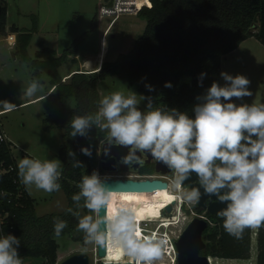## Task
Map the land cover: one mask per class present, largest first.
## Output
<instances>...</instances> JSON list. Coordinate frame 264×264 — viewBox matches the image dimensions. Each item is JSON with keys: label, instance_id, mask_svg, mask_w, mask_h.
<instances>
[{"label": "clouds", "instance_id": "clouds-1", "mask_svg": "<svg viewBox=\"0 0 264 264\" xmlns=\"http://www.w3.org/2000/svg\"><path fill=\"white\" fill-rule=\"evenodd\" d=\"M206 76V72L199 75L201 87ZM220 76L225 83L213 82L198 95L192 114L168 106L154 107L152 98L144 95H140L141 99L148 102L141 109L135 91H115L99 101L94 114L74 115L68 126L73 138L88 137L93 127L106 133V145L128 149L122 157L125 165H143L144 156L163 164L173 173V188L178 197L188 205L200 203L205 195L214 196L226 205L216 213L223 220L224 230L239 239L246 229L264 225V102L237 103L253 95L251 81L244 74L232 75L227 71ZM145 86L154 91V86ZM172 86L171 82L165 83V87ZM43 89L41 80L34 78L23 89V95L32 98ZM109 150L106 148L105 152ZM80 151L92 155L90 147ZM68 156L73 168L84 167L75 152L69 150ZM61 164L59 159L41 160L26 155L18 161V178L29 192L33 186L46 193L59 192ZM193 174L196 179L186 184ZM77 186L80 191L72 196L76 209L83 207L101 214L115 200L98 170L84 175ZM67 212L78 218L77 230L85 234L86 243L104 246L110 236L113 245L135 264H155L167 246L162 236L142 237L136 209L124 204L98 218L81 216L73 208ZM67 227V221L55 218L54 236H61ZM20 245V238L0 229V264H23Z\"/></svg>", "mask_w": 264, "mask_h": 264}, {"label": "trees", "instance_id": "trees-1", "mask_svg": "<svg viewBox=\"0 0 264 264\" xmlns=\"http://www.w3.org/2000/svg\"><path fill=\"white\" fill-rule=\"evenodd\" d=\"M101 6L96 11L94 26L100 25ZM137 13L146 18V27L132 49L121 53L114 61L104 60L95 71L75 72L69 81L60 75L59 67L70 55L78 52L76 41L61 55L54 48L42 44L33 58L28 52L32 32L17 25H12L8 31V9L1 1L0 34L10 32L17 35L15 56L31 63L37 74L42 70L48 72L62 101L70 96L76 97L77 105L71 111L70 120L74 115L98 111V82L109 76H120L131 84L137 83L140 95L151 97L154 107L168 106L192 114L196 97L213 82L221 84L222 59L226 54L236 50L251 36L264 45V0H145ZM201 72L207 73L202 87L198 83ZM166 82L173 86L165 87ZM146 84L154 86V91L150 92ZM145 102L146 107L148 101ZM71 131L67 126V132L61 138L59 155L63 164L59 182L67 195L68 208L79 211L81 216L91 215L92 212L83 207L76 209L72 196L80 191L77 185L84 175H90L98 168L103 171L99 156L101 146L107 140L106 133L93 127L88 137L73 138ZM13 146L12 141L0 142V193H4L0 196V229L4 234L11 233L21 239L18 251L23 261L32 258L57 264L59 243L54 236V219L67 221L68 227L61 236L68 235L74 241L84 242L85 234L77 230L78 218L67 212L68 208L44 215L36 212V198L18 178ZM82 147H90L92 155H84L80 151ZM69 150L75 152L76 159L82 161L84 167H72ZM139 174L154 175L155 165L141 167ZM193 207L198 212L205 211L197 204ZM207 214L212 223L203 234L206 248L202 254L211 256V264L217 262V258L249 259L255 239L256 264H264V225L246 229L237 239L224 230L222 218ZM162 254L164 258L171 257V254Z\"/></svg>", "mask_w": 264, "mask_h": 264}, {"label": "rangeland", "instance_id": "rangeland-1", "mask_svg": "<svg viewBox=\"0 0 264 264\" xmlns=\"http://www.w3.org/2000/svg\"><path fill=\"white\" fill-rule=\"evenodd\" d=\"M0 1L8 9V30L10 26L17 25L21 29L32 32L28 52L33 58L36 57V52L42 44L54 48L57 54L61 55L75 41L77 42L78 52L70 55L59 67L63 78L67 75L66 78L71 79L75 72L87 71L96 66L99 68L101 59L114 61L121 53H128L135 40L144 34L146 27V18L137 13L145 0H115L110 4L104 3V0ZM100 5H102V19L100 25L94 26L95 14ZM6 38V34H0V108L7 109L1 117L4 131L14 144V157L17 163L27 155L41 160L59 159L63 164L59 155L62 148L61 138L67 132L71 111L76 107L77 99L75 96H70L62 101L57 95L56 86L51 82L52 76L44 70L37 74L31 63L20 56L16 57L15 43L9 44ZM102 49L103 54L98 56ZM222 71L232 75L244 74L251 81L249 88L253 95L244 97L243 101L237 100V103L264 102V45L256 37H249L236 52L226 54V57L222 59ZM70 72L72 73L68 74ZM34 78L41 80L44 89L37 92L34 97L28 98L23 95V89ZM224 83L221 78V85ZM138 89L137 83L131 84L120 76H109L98 82L99 101L115 91H123L125 94L135 91L141 103L140 107L144 109L146 102L141 99ZM98 172L101 177L103 176L102 179L104 177H145L123 167L116 173L100 172L99 168ZM167 181L174 182L173 175ZM172 190L176 192L173 185ZM29 193L37 200L36 212L39 215L63 212L69 207L63 188L59 192L46 193L33 186ZM161 202H139L129 207L136 209L139 217L136 223L143 229L158 228L162 220L171 221L173 215L178 214L169 228L160 227V234L169 233L175 249L176 240L194 217H203L210 224L212 223L207 211L198 212L194 209V205H188L185 202L182 207L174 206L173 215L161 216L152 211L153 207L159 206ZM91 215L97 218V213L92 212ZM143 232L146 233V230L144 229ZM57 241L59 243L57 264H61L66 258L76 253L89 254L91 264L101 263L97 244L74 241L68 235L57 237ZM217 259L218 261L214 264H256V239L249 259ZM36 262L34 259L28 260L29 264ZM155 264H178L177 250L171 254L170 258H164L162 254V258Z\"/></svg>", "mask_w": 264, "mask_h": 264}, {"label": "water", "instance_id": "water-1", "mask_svg": "<svg viewBox=\"0 0 264 264\" xmlns=\"http://www.w3.org/2000/svg\"><path fill=\"white\" fill-rule=\"evenodd\" d=\"M109 0H104L108 2ZM107 140L101 146L100 151V163L102 170L107 173H116L121 170L125 165L122 163V157L128 153V149L122 146H108ZM106 148H110L109 151L105 152ZM145 163L143 165L128 166L129 170L134 174H139L140 168L149 164L155 165L156 177L150 178H132V177H104L106 185L110 190H136V189H147L157 190L166 189L169 187L167 178L173 175L170 170L163 164H157L151 157L144 156ZM195 174L189 181L185 183H191L195 180ZM177 203L173 200L162 209L164 216H171L173 214L174 205ZM199 208L216 215L217 211L225 207V204H221L215 200V197L203 196L201 202L197 204ZM102 215H108V209H102ZM97 214V218L99 215ZM210 222L203 217H194L188 225L185 227L179 238L175 242L177 250V263L178 264H210L209 255L202 254V251L206 248V243L203 238L204 231L209 227ZM97 253L100 258H103L108 253V239L104 246L98 245ZM100 264H135L133 262H105L100 261ZM61 264H91L90 255L87 253H76L64 261Z\"/></svg>", "mask_w": 264, "mask_h": 264}, {"label": "bare ground", "instance_id": "bare-ground-1", "mask_svg": "<svg viewBox=\"0 0 264 264\" xmlns=\"http://www.w3.org/2000/svg\"><path fill=\"white\" fill-rule=\"evenodd\" d=\"M136 177H138V176H134L132 178H136ZM172 185H173V182H169L168 188L157 189V190H147V189L111 190L114 194L115 200L113 201L112 205H110V207L108 208V215L111 213L113 207L119 208L120 204L130 206L132 204H136L139 202H149V201L161 202L162 201L159 206L153 207L152 211L155 213H159L161 216H164L162 214V209L167 204L171 203L173 200H176L177 203L175 204L176 205L175 208H179L180 205H182L184 202L182 199H180L178 197L177 193L172 190ZM126 197H130V199L126 200L125 199ZM117 201L119 203H117ZM137 210H139V209H137ZM177 216H178V214H176L175 216L173 215V217L171 218V221H163L162 220L160 226L158 228H156L155 233H150L149 231H148L149 233H144L143 232L144 229L140 228L137 224L138 231L140 232L142 237L146 236V235H154L156 237H160L162 235V234H160V227L169 228L171 226L172 220L176 219ZM165 235L169 236V233L165 234ZM173 244H174V242H173ZM163 252L168 253V254L173 253V251L171 252L170 250H163L162 253ZM173 258H175V257H173ZM101 259H102V261H105V262H123V263L133 262V263H135L134 260H130L125 255V253L123 252V250L121 248H118V247L113 245L110 236L108 237V253L105 257H103ZM163 260H165V259H163Z\"/></svg>", "mask_w": 264, "mask_h": 264}, {"label": "built area", "instance_id": "built-area-1", "mask_svg": "<svg viewBox=\"0 0 264 264\" xmlns=\"http://www.w3.org/2000/svg\"><path fill=\"white\" fill-rule=\"evenodd\" d=\"M110 2H115V0H109L108 1V3L110 4ZM104 3H107V2H104ZM105 8V7H104ZM103 8V9H104ZM104 12V11H103ZM101 16H102V8H101ZM12 38H14V36H12V35H7V40H8V43L9 44H12V43H16V40H14V39H12ZM15 46V45H14ZM10 140L8 139V137H7V134L4 132V130H3V123H2V117H1V113H0V142H9ZM145 177H141V178H150V179H152V178H154V177H156V174L155 175H144ZM148 176V177H147ZM150 176H152V177H150ZM183 206V204L181 205V207ZM148 222H150V221H148ZM158 227V226H157ZM145 230H146V233H155V231H156V228L155 229H153V230H150V229H147V228H144ZM147 231H149V232H147ZM165 234H168V232H164V233H162V237H164V238H166V240H167V246L164 248V250H171V251H173V252H175L176 251V249L174 248V245H173V241H172V239L170 238V236H167V235H165ZM160 236V237H161ZM23 264H29V263H27L25 260L23 261ZM34 264H49L48 262H46V263H44L43 261H37L36 263H34Z\"/></svg>", "mask_w": 264, "mask_h": 264}, {"label": "crops", "instance_id": "crops-1", "mask_svg": "<svg viewBox=\"0 0 264 264\" xmlns=\"http://www.w3.org/2000/svg\"><path fill=\"white\" fill-rule=\"evenodd\" d=\"M141 6V5H140ZM140 8V7H139ZM11 27V26H10ZM20 28V27H19ZM8 29V28H7ZM9 31V30H8ZM12 35V36H14V40H17V35L15 36V33H10V32H8V34H6V35ZM246 41V40H245ZM244 41V42H245ZM244 42L238 47V48H240L243 44H244ZM238 48L236 49V50H234V51H232L231 53H233V52H236L237 50H238ZM103 49L99 52V54H98V56L99 55H102L103 54ZM230 54V53H229ZM226 57V55L224 56V58ZM105 58V57H104ZM223 58V59H224ZM103 59H101V62H100V67L102 66V64H103V62H104V60L102 61ZM99 67V68H100ZM96 68H98L97 66L96 67H93L92 69H89V70H87V71H93V70H97ZM83 71H86V70H83ZM73 72V71H72ZM72 72H70V73H68V74H71ZM67 76V75H66ZM66 76H64L65 78H64V80L65 81H67L68 79H69V77L68 78H66ZM71 77V76H70ZM7 109H1L0 108V113H1V116L3 115V113L6 111ZM3 130H4V127H3ZM5 132V131H4ZM30 259H32V258H27V259H25V261L28 263V260H30ZM34 261H38V260H34Z\"/></svg>", "mask_w": 264, "mask_h": 264}, {"label": "flooded vegetation", "instance_id": "flooded-vegetation-1", "mask_svg": "<svg viewBox=\"0 0 264 264\" xmlns=\"http://www.w3.org/2000/svg\"><path fill=\"white\" fill-rule=\"evenodd\" d=\"M124 166H127L128 167V165H124Z\"/></svg>", "mask_w": 264, "mask_h": 264}]
</instances>
